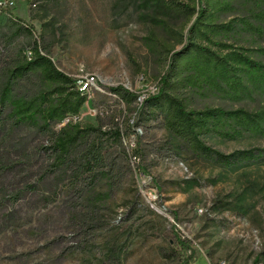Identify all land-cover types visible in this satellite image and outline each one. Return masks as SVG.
<instances>
[{"label":"rangeland","instance_id":"374dc122","mask_svg":"<svg viewBox=\"0 0 264 264\" xmlns=\"http://www.w3.org/2000/svg\"><path fill=\"white\" fill-rule=\"evenodd\" d=\"M176 1L190 12L0 0V264H179V237L190 264H264V0ZM37 53L71 88L42 67L14 73ZM64 86L83 103L59 115ZM163 89L230 165L146 107ZM64 133L82 135L62 161Z\"/></svg>","mask_w":264,"mask_h":264},{"label":"trees","instance_id":"16d2710c","mask_svg":"<svg viewBox=\"0 0 264 264\" xmlns=\"http://www.w3.org/2000/svg\"><path fill=\"white\" fill-rule=\"evenodd\" d=\"M164 2L167 5H171L174 8H180L183 9L186 12H190L191 8L186 5L184 2H180V1H176V0H164ZM198 2L201 4L203 2V0H198ZM155 9V7L153 8ZM204 10H201L198 13L197 19H196V24H199L203 18H204ZM195 25L193 27H195ZM192 45H190V43L184 47V51L185 52L187 49H189V47H191ZM191 49V48H190ZM180 52V53H183ZM180 53H178V55H180ZM208 53V52H207ZM209 54V53H208ZM175 62V61H174ZM174 62L173 65H174ZM220 64V62H219ZM251 64H253V62H251ZM34 67H42L43 73L46 77L47 80L53 82V83H57L60 85H67L70 86V84H74V79H72L71 77H69L68 75H66L64 72L60 71L54 64L53 62L46 56L37 53V57L34 61L24 64L22 66H18L14 73L15 74H22V73H26L29 70H32V68ZM229 70V68H226ZM264 69V68H262ZM64 86L61 88H56L54 89V91L52 92H62L63 93V97L61 98L60 102H58L54 108L56 110H58V114L59 115H63V111L68 112V111H72V112H76L78 110V108L80 107V105L83 103V97H81L80 93L77 91H74L73 89L71 90V86L70 88ZM166 86H168V84H166ZM113 92H121V89L119 88H112L111 89ZM128 91H125V94H128ZM44 97L45 100L49 99V94L48 93H44L42 98ZM161 100H164L163 102ZM172 98H170V95L168 93H166V91L163 89L161 95L159 96H153L150 97L146 100V107L148 105L156 107L158 110H165L166 113H168V119H170V115L171 118L174 122V124L179 128L180 130V134L181 136L188 142V144L190 145V147H192L194 149V151L200 153L203 157L206 158H211V159H215L217 162L223 164V165H230L234 160V156H236V153H232L230 155L224 154L218 150H215L209 146H207L201 139L200 137L197 135L196 133V127L198 126V121L195 119L194 114L193 113H180V111L183 109H180L176 114L172 111ZM178 109V107H177ZM184 111V110H183ZM82 135V134H81ZM81 135H74V136H69L67 134H63L61 138H58V143L56 144L55 149L61 150V154L57 157H62V161L65 160L67 154L68 156L71 155V149L74 147V145L76 144V142L79 140V138H81ZM115 135L120 138V133H118V131L115 132ZM248 152V151H247ZM63 154H65L66 156H64L63 158ZM240 154V153H239ZM85 155H91L93 156V158L95 159V161L97 159H100V155H99V150L98 147L97 148H93L92 150L87 151V153H85ZM95 165V164H94ZM87 167L89 168V170L93 169V163L92 164H88ZM178 244L181 246V251L182 253H184L182 261H180L179 264H190V260H191V255H188L187 252L190 251V246L188 244L187 241H184L183 239H181L179 237L178 239Z\"/></svg>","mask_w":264,"mask_h":264},{"label":"built area","instance_id":"2783aa9c","mask_svg":"<svg viewBox=\"0 0 264 264\" xmlns=\"http://www.w3.org/2000/svg\"><path fill=\"white\" fill-rule=\"evenodd\" d=\"M89 83H90V81L86 82V84H85V86L83 88H86Z\"/></svg>","mask_w":264,"mask_h":264}]
</instances>
